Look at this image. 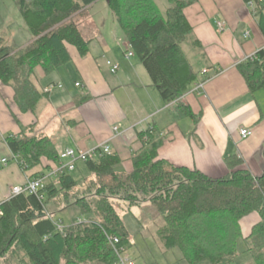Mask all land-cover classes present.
<instances>
[{"label": "trees", "instance_id": "16d2710c", "mask_svg": "<svg viewBox=\"0 0 264 264\" xmlns=\"http://www.w3.org/2000/svg\"><path fill=\"white\" fill-rule=\"evenodd\" d=\"M14 1L32 41L13 53L0 39V81L14 89L23 111L35 110L44 97L37 68L52 73L70 63L67 44L81 56L89 54L91 38L70 17L84 13L95 0ZM107 1L164 101H179L199 78L183 48L192 31L185 15L192 1L167 0L165 11L156 0ZM243 1L252 8L264 34V0ZM237 67L251 92L264 89V48ZM176 112L198 122V115L183 103ZM139 137L144 145L133 158L131 172L118 167V156L103 154L83 161L89 175L67 173L58 184L50 182L37 193H21L5 201L0 216V264H118L116 248H129L132 243L112 199L154 205L164 219L158 238L166 249L178 247L189 264H231L241 236L253 264H264V170L260 176L253 175L235 155L226 158V175L210 177L160 159L164 139L155 126L141 131ZM6 140L25 161L26 167H21L25 172L38 167L43 157L60 158L61 152L47 135ZM51 201L57 206L75 204L88 220L61 231L48 216ZM252 214L259 215V220L244 235L242 220ZM111 237H118L120 243L113 245Z\"/></svg>", "mask_w": 264, "mask_h": 264}, {"label": "crops", "instance_id": "0c3cea01", "mask_svg": "<svg viewBox=\"0 0 264 264\" xmlns=\"http://www.w3.org/2000/svg\"><path fill=\"white\" fill-rule=\"evenodd\" d=\"M190 1L185 15L192 27L190 45L196 51L190 57L187 55L199 72L198 80L208 78L200 93L191 92L196 80L179 101L167 103L144 65L134 59L135 55L127 58L128 49L124 51L123 65L118 64L119 70L113 73L106 58L110 53V38L104 34L109 32L99 30H92L89 36L87 56H81L75 46L67 44L71 61L63 66L65 69L60 67L45 73L37 68L39 89L44 97L35 110L23 111L15 100L13 88L0 81V161L8 159L5 164L0 162V201L10 199L13 187L24 184L27 175H48L58 164L59 160L43 157L38 167L25 172L12 160L13 151L6 140L9 136L25 134L49 136L60 152L66 148L90 150L108 142L113 154L120 158L118 167L131 172L133 158L144 145L139 133L155 126L164 139L158 150L159 158L169 163L198 169L210 177H221L229 172L226 158L237 155L253 175L263 173L264 89L251 92L237 67L239 62L264 48V34L257 17L243 0ZM204 70L208 72L203 74ZM78 82L80 86L76 85ZM50 83L63 87L45 92ZM179 103L198 115L197 123L191 117L177 116ZM243 129H250L252 135L243 138ZM80 170L78 177L87 175ZM70 174L74 175V171ZM112 201L122 219L124 213L136 216L144 240L153 243L158 253L165 258L170 253L179 256L178 247L164 248L152 230L159 229L157 224L154 227L158 218L152 216L157 212L150 208L144 215L147 220L141 218L143 208H149L150 203ZM244 220L242 229H246L243 233L247 235L259 219L252 214ZM151 255L149 258L140 252L141 264L158 262L153 251Z\"/></svg>", "mask_w": 264, "mask_h": 264}, {"label": "rangeland", "instance_id": "374dc122", "mask_svg": "<svg viewBox=\"0 0 264 264\" xmlns=\"http://www.w3.org/2000/svg\"><path fill=\"white\" fill-rule=\"evenodd\" d=\"M156 2L158 3L162 11H165L167 6H169L167 0H156ZM89 6L86 8V10L88 9L87 11L79 14L75 13L70 17V19L80 26L85 35L91 36L92 30H99L100 33H105L106 31L109 32L108 34H104L107 39L110 38V42L108 44L110 53H107L106 58L108 57V60H110L113 64H121L122 66L124 63L123 59H125L124 51H126L127 49L133 51L134 53L135 51L132 50L131 44L126 37L125 32L118 23L116 17L113 16V13L108 5V1L95 0V2L91 4L90 8ZM0 39H3V42L9 48L13 49V53H16L20 50H17V47L25 46L27 42L32 39V35L27 28L22 13L14 0H0ZM119 39H122L125 42L120 44L118 42ZM190 43L191 38H189V40L183 44V48L185 49L189 57L191 56L190 54L194 52V50L196 51V48L190 45ZM134 59L141 62L140 57L137 53H135ZM103 60L105 61V59ZM65 68L66 67L63 66L61 67V69ZM77 167L79 168H76V170L74 171V176L78 177L81 175L80 168L82 169V172L84 174H89L83 164V161H80ZM144 203L150 202H141L139 203V205H142ZM149 206V208H147V206L143 208L145 212L141 214V218L144 220H147V218L145 217L147 214L146 210L150 211V208H153L157 212L154 205L150 203ZM47 210L55 218L57 217L58 219L62 220L64 227L61 231H64L67 226L73 225L80 221L88 220V217L84 215L75 204H72L70 206L64 205L62 208H59L54 201H51L47 204ZM157 214H154L152 216L158 218L154 222V227L157 224L159 225V229L153 228L152 230L159 237V235H161V228L164 226V219L158 212ZM255 215L256 214H254V216ZM256 217L259 219V215H256ZM123 219L126 228L129 231L130 238L131 236L132 238H134L132 240L133 242L131 241L132 245L129 248H125L124 256H127L132 262H134V264L135 260H137L139 264L142 263L140 252L146 254L149 258H152L153 256L151 255V251H153V253L156 255V258H158V262L153 261L152 264H189L188 260L184 258V255L180 249V251L178 250L179 256H174L173 253H170L167 255V258H165L163 254H161L160 252L158 253L156 247L153 246V243H150L146 238V240H144L141 234V230L138 226L136 216L134 214L124 213ZM243 230L244 232H246V229L243 228ZM143 234L145 235L144 232ZM261 252L264 253V247L261 249ZM237 253L238 254L235 261L231 264H253L252 255L247 250L244 236H241L237 242ZM198 264L211 263L209 261H203Z\"/></svg>", "mask_w": 264, "mask_h": 264}, {"label": "built area", "instance_id": "2783aa9c", "mask_svg": "<svg viewBox=\"0 0 264 264\" xmlns=\"http://www.w3.org/2000/svg\"><path fill=\"white\" fill-rule=\"evenodd\" d=\"M220 27H223L222 23H219ZM132 47V46H131ZM134 52L128 50L127 58L134 56ZM108 65L111 67L113 73H116L119 69L118 64H113L110 60L107 61ZM208 71L204 70L203 74H206ZM208 81L207 77H204L195 82L194 87L192 89L193 93H200L204 90V86ZM77 86H80L81 83H76ZM62 88V84H55L50 83L44 89L45 92H51L54 88ZM183 97V96H182ZM181 97V98H182ZM177 102V101H174ZM114 130L117 132L118 127H115ZM241 135L243 138H247L252 135V131L250 129H243L241 130ZM112 155L113 151L111 145L108 142L102 143L101 145L90 149V150H83V149H75V148H66L64 149L58 161V164L50 171L48 175H42L38 178L28 179L24 184L14 186L12 189V197L19 195L21 193H37L40 189L44 188L50 182H54L56 184L59 183L60 176L71 173L76 170L77 165L80 161H87L88 159L97 158L100 155ZM12 160L16 161L21 167H26L25 161L21 158L20 155L13 153ZM8 159L3 158L1 159V163H7ZM53 179L55 181H53ZM43 196H41L42 198ZM9 200V199H8ZM7 201V200H6ZM5 201H0V216L3 215V203ZM49 218L55 221L57 227L62 230L64 224L62 220H56V218L52 214H48ZM111 242L113 245L119 244L120 240L118 237H111ZM125 248H116V253L118 255L119 261L118 264H134L127 256H124Z\"/></svg>", "mask_w": 264, "mask_h": 264}, {"label": "bare ground", "instance_id": "6f19581e", "mask_svg": "<svg viewBox=\"0 0 264 264\" xmlns=\"http://www.w3.org/2000/svg\"><path fill=\"white\" fill-rule=\"evenodd\" d=\"M129 43H130V42H129ZM129 43H128V44H129ZM128 48H129V47H128ZM131 48H132V47H131ZM128 50H129V49H128ZM132 50H133V48H132ZM134 54H135V53H134ZM118 70H119V69H118ZM191 90H192V89H191ZM191 92H192V91H191ZM75 149H76V148H75Z\"/></svg>", "mask_w": 264, "mask_h": 264}]
</instances>
